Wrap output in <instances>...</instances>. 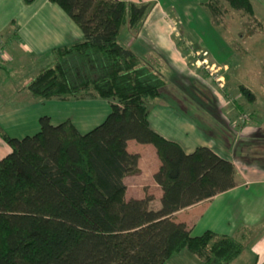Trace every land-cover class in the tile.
<instances>
[{"label":"trees","instance_id":"obj_1","mask_svg":"<svg viewBox=\"0 0 264 264\" xmlns=\"http://www.w3.org/2000/svg\"><path fill=\"white\" fill-rule=\"evenodd\" d=\"M49 1L83 39L52 50L55 64L37 73L28 91L41 100H105L110 111L86 133L70 120L53 125L47 116L32 136L11 138L0 129L10 148L0 159V264H165L182 251L199 264L236 260L243 237L211 231L192 236L185 224L171 220L233 184L234 171L212 150L197 147L187 154L149 127L147 102L160 97L164 81L149 56L119 42V31L137 34L153 4ZM204 6L216 25L238 11L252 26L250 34L262 28L249 0H208ZM238 88L247 101L254 98ZM129 140L156 151L160 167L153 179L162 191L157 210L149 207L151 196L126 198L124 179L138 173L139 159L127 151Z\"/></svg>","mask_w":264,"mask_h":264},{"label":"crops","instance_id":"obj_2","mask_svg":"<svg viewBox=\"0 0 264 264\" xmlns=\"http://www.w3.org/2000/svg\"><path fill=\"white\" fill-rule=\"evenodd\" d=\"M117 1L153 4L139 32L132 34L125 46L140 56L152 57L158 63L156 70L164 81L163 88L167 83L161 70L167 67L174 75H186L189 80L187 83H176L186 94L191 96L196 92L190 87L192 80L200 85L199 91L205 95L203 102L200 99V104L192 103L185 98L177 99L176 103L164 100L158 105L154 104L149 109L147 117L149 127L166 140L177 143L187 154L192 153L197 147L212 150L226 160L234 171L233 184L220 189L209 199L175 212L171 220L185 224L192 236H200L206 231L218 235L241 236L245 239L244 250L229 264H264V119H262L264 108L259 103L260 99L244 87L254 98L247 101L244 96L241 98L240 94L235 93L230 103L228 100L230 88H223L216 83L219 90L216 89L210 72L199 60L195 61V58L190 56L187 50L190 44L186 43L178 29L180 21L177 23L176 17L173 19L170 16L171 14L163 7L162 0ZM249 1L254 14L255 7H258L261 13L264 12V0ZM0 4V15L5 18L4 22L14 28L7 43L0 41L1 47L9 46L12 52L16 51L13 59L0 60L2 65L12 61L15 66H23L34 59L36 61L37 58L45 57L47 53L54 55L55 62L56 57L52 50L83 39L77 25L61 8L49 0H35L30 4H25L23 0H0ZM261 22L263 28L264 21ZM147 33L155 34L154 41L147 38ZM199 65L206 73L208 72V76L204 75ZM208 66L216 67L215 63ZM48 67L51 66L47 65L37 73ZM216 69L219 74L222 71L223 75H219L222 81L226 77L229 79V75L226 74L229 70L227 65H218ZM32 79H27L26 87ZM6 81L7 72L0 65V129L8 135L7 124L13 125L14 122V126H17L18 122L13 119L11 113H7L11 106L7 104L5 97L7 95L3 96L10 94V91L7 92ZM174 93L178 95L174 94L175 96L182 97L179 91ZM162 96L161 90L160 97ZM174 99L176 100V97ZM28 101L34 102L35 98L30 94ZM101 101L103 100L85 99L80 102L102 103ZM32 116L35 117L30 119L31 127L36 120L38 124L40 117L47 116L50 119L49 115L40 116L34 113ZM38 130L39 126L34 134ZM32 135H24L21 138ZM7 147L0 138V159L10 152V148ZM126 149L130 154L139 156L138 173L124 179L126 198L143 200L151 196L149 207L153 210L159 209L162 191L153 176L160 167V161L154 147L129 140Z\"/></svg>","mask_w":264,"mask_h":264},{"label":"rangeland","instance_id":"obj_3","mask_svg":"<svg viewBox=\"0 0 264 264\" xmlns=\"http://www.w3.org/2000/svg\"><path fill=\"white\" fill-rule=\"evenodd\" d=\"M207 1L162 0V5L171 14L170 16L173 19L176 17L177 23L178 20L180 21L178 25L179 32L186 39V43L190 44L187 46V50H189L190 56L195 58V61L201 60L203 57H197L195 52L200 54L205 52L204 56H206L203 58L206 59L207 64L213 65L215 63L216 67L214 68L224 64L229 67L226 73L229 75V79L226 77L222 81V86L223 88H230L229 91L231 93L228 95L230 103L233 101V97H235L233 94L235 93L236 95L240 94L241 98H243L238 88L241 85L254 93L260 99L259 103L264 108V27L250 34L253 30L252 26L250 24L245 26L243 24V18L238 11L229 12L225 24L216 25L212 22L210 14L204 6ZM255 9L256 17L260 18V21H264V12L261 13L258 7H255ZM4 21L5 18L1 16L0 41L7 43L12 36L14 28ZM154 35L153 33L146 34L150 41H154ZM131 36L132 33L128 31L127 27H121L119 42L122 45H126ZM0 49L8 58L13 59L16 51L12 52L9 46H5V48L1 47ZM150 58L154 64H158L152 57ZM37 60L35 61L34 59L31 63H26L23 66H15L12 61L6 64L3 63V65L0 64L7 72L6 87L7 92L10 91V94H3V96L7 95L5 96L7 104L11 106L10 111L7 113H11L13 119L18 122L17 126H14V122L13 125L7 124V134L9 136L21 138L24 135L34 134L39 126L36 120L33 122V127H31L30 119H34L35 116H32L34 113L40 116L49 115L51 124H60L66 120H70L81 133L90 131L105 119L110 111L109 101L105 100L101 101L102 103H83L76 100L61 102L54 99H35L34 102L30 103L28 101L30 92L26 87L27 79H32L40 69L47 65L52 67L56 62H54V55L51 53H47L45 57L37 58ZM66 62V66L69 65V61ZM202 66L199 68L202 69L204 75L207 74L208 76V72L206 73ZM76 69H78V66ZM167 69L169 68L163 67L161 70V74L167 83V86L161 89L163 96L153 101H148L147 105L149 108L154 104H160L164 100L176 103L179 98H185L187 101L196 102L197 104H200V99L203 102L205 95L203 96V92L199 91L200 85H197L192 80L190 81V87L196 90L190 96L184 92L182 87L176 84L187 83L189 80L186 75H174ZM221 72L218 76L223 75ZM212 83L219 90L216 85L217 82L212 80ZM178 91L182 97H177L178 95L174 93ZM175 97L176 100L174 99ZM166 264H198V258L187 251H182L180 255H174L169 259Z\"/></svg>","mask_w":264,"mask_h":264},{"label":"built area","instance_id":"obj_4","mask_svg":"<svg viewBox=\"0 0 264 264\" xmlns=\"http://www.w3.org/2000/svg\"><path fill=\"white\" fill-rule=\"evenodd\" d=\"M0 48H1V46H0ZM195 54L197 57H202V56L205 57L206 56V55L204 56L205 52H203L201 54L195 52ZM203 57L201 60H199V62L201 63V65H203L206 68V70H208L210 72L211 78H213V80H215L219 86H222V84H221L222 80H221L220 76H218V74H219L218 70L216 68H214V66H208L206 59ZM0 60H2V61L8 60V57L4 53H2V51H0ZM243 119H246V118L243 117Z\"/></svg>","mask_w":264,"mask_h":264}]
</instances>
